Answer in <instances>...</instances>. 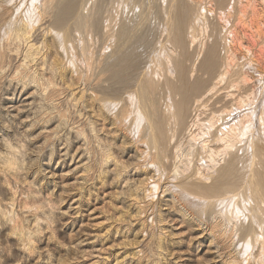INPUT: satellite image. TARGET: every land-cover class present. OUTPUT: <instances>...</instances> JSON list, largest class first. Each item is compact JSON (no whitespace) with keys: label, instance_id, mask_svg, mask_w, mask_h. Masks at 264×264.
I'll list each match as a JSON object with an SVG mask.
<instances>
[{"label":"bare ground","instance_id":"obj_1","mask_svg":"<svg viewBox=\"0 0 264 264\" xmlns=\"http://www.w3.org/2000/svg\"><path fill=\"white\" fill-rule=\"evenodd\" d=\"M244 1L0 0V264H264Z\"/></svg>","mask_w":264,"mask_h":264},{"label":"rangeland","instance_id":"obj_2","mask_svg":"<svg viewBox=\"0 0 264 264\" xmlns=\"http://www.w3.org/2000/svg\"><path fill=\"white\" fill-rule=\"evenodd\" d=\"M246 1V2H245ZM243 3H244V6H243V3L241 4V6H243V7H241L240 8V15H241V20H242V22L241 21H239L238 22V25H236V30H235V32L237 33L238 32V34L236 35V36H239L238 38L235 36V42H233V50H235L236 49V51L238 52H240V54L242 53L243 54V52L245 51V52H247V51H250V53H252L251 54V56H253V54H254V58L255 59H260L261 61L262 60H264L263 58H264V43L263 44H260L262 41V39H259L258 37H263L262 36V34L261 33H263L264 34V27H262L261 26V22H262V24H264V5L262 4L261 5V3H260V1L259 0H250L251 1V3H250V1H248V0H245ZM249 3H248V2ZM259 1V2H258ZM252 2H254L253 4H252ZM256 2V3H255ZM248 4L250 5V6H248ZM258 4V5H257ZM246 5V6H245ZM255 5V6H254ZM261 6V7H260ZM263 6V7H262ZM252 7V8H251ZM255 8V9H254ZM262 8V9H261ZM252 9H253V11H252ZM250 11H252V12H250ZM247 12V13H246ZM250 12V13H249ZM260 15V16H259ZM254 17V18H253ZM258 17V18H257ZM263 17V18H262ZM240 18H239V20H240ZM256 18V19H255ZM253 19V20H252ZM258 19V20H257ZM247 20V21H246ZM263 20V21H262ZM260 23H259V22ZM241 22V23H240ZM256 22H257V24H256ZM259 24V25H258ZM245 25V26H244ZM202 27H200V28H202V29H205L206 28V26H204V25H201ZM237 26H239V27H237ZM257 26H258V28H260V29H258L257 28ZM244 28V29H243ZM237 29L239 30V31H237ZM258 29V30H257ZM260 31V32H259ZM262 31V32H261ZM234 32V33H235ZM258 32V33H257ZM207 33V32H206ZM206 33H205V35H203L204 34V31L203 32H201V34H202V36L203 37H205V36H207L206 35ZM243 33V34H242ZM248 33V34H247ZM260 33V34H259ZM240 34V35H239ZM258 34V35H257ZM253 35V36H252ZM255 35V36H254ZM260 35V36H259ZM257 36V37H256ZM246 37H247V39H246ZM242 40H241V39ZM244 38V39H243ZM251 38V39H250ZM256 38V39H255ZM241 40V41H239V40ZM238 42H237V41ZM245 40V41H244ZM254 40H255V42H254ZM261 41V42H259V41ZM239 42H240V44L242 45H238L239 44ZM251 42V43H250ZM236 44V45H235ZM255 44V45H254ZM245 47L244 49L243 48H238V47ZM263 46V47H262ZM247 47V48H246ZM252 48V49H251ZM256 49V50H255ZM243 50V51H242ZM257 50H259V51H257ZM236 51H234L235 53H237ZM254 51V52H253ZM262 51H263V54H262ZM239 52H238V55H240L239 54ZM249 53V52H248ZM258 53H260L259 55H258ZM255 54H257V55H255ZM256 56V57H255ZM260 56H261V58H260ZM263 56V57H262ZM264 62V61H263ZM262 67H264V64L262 65ZM248 72V71H247ZM245 74H246V72H245ZM244 74V75H245ZM249 74L250 73H247L246 75H245V78H248L247 80H249V82L248 83H251L250 82V77H251V75H250V77H247V75L249 76ZM251 81H252V77H251ZM245 82H246V79H245ZM251 94H249L250 96V98H255V96L253 97V92H250ZM253 93V94H252ZM255 95V94H254ZM253 99H248V100H250V102L253 100Z\"/></svg>","mask_w":264,"mask_h":264}]
</instances>
